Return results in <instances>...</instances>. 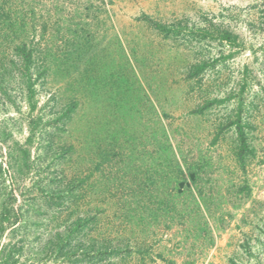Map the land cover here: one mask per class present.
Here are the masks:
<instances>
[{"label": "rangeland", "instance_id": "1", "mask_svg": "<svg viewBox=\"0 0 264 264\" xmlns=\"http://www.w3.org/2000/svg\"><path fill=\"white\" fill-rule=\"evenodd\" d=\"M4 209L12 264H264V0H0Z\"/></svg>", "mask_w": 264, "mask_h": 264}, {"label": "trees", "instance_id": "2", "mask_svg": "<svg viewBox=\"0 0 264 264\" xmlns=\"http://www.w3.org/2000/svg\"><path fill=\"white\" fill-rule=\"evenodd\" d=\"M6 19H9L8 24H10V26L16 25L15 24L17 22L16 19L14 22H12V20L9 17H7ZM30 54H31V52L27 55L28 59H29ZM237 132H238V135L240 137V141H241L242 145H244L245 144L244 132L240 126L238 127ZM9 215H10V213L7 209H4L3 211L0 212V232L3 229L2 222L4 220H9ZM18 215L19 214H17L16 216H18ZM18 250H19V246L17 244L2 245V247H0V264H12L14 261V258H15L14 255L16 254V252H18Z\"/></svg>", "mask_w": 264, "mask_h": 264}]
</instances>
